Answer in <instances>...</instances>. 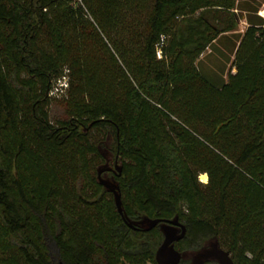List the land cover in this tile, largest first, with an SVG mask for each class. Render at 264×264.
Segmentation results:
<instances>
[{
    "label": "trees",
    "instance_id": "16d2710c",
    "mask_svg": "<svg viewBox=\"0 0 264 264\" xmlns=\"http://www.w3.org/2000/svg\"><path fill=\"white\" fill-rule=\"evenodd\" d=\"M263 5L0 0V264H155L156 219L264 264Z\"/></svg>",
    "mask_w": 264,
    "mask_h": 264
},
{
    "label": "water",
    "instance_id": "95a60500",
    "mask_svg": "<svg viewBox=\"0 0 264 264\" xmlns=\"http://www.w3.org/2000/svg\"><path fill=\"white\" fill-rule=\"evenodd\" d=\"M105 170L106 169L103 168L97 172L98 183L107 192L112 194L116 211L123 217L118 187L113 181L103 180L101 178V173ZM116 170L118 171V169ZM125 223L129 228L136 230L131 224L126 221ZM141 225L144 231H148L160 225L163 241L155 253V264H179L182 256L173 248V244L184 237L185 227L177 220L158 219L147 221ZM191 259V264H204L209 261H213L217 264H233L228 253L220 249L216 243L210 244L208 249L192 254Z\"/></svg>",
    "mask_w": 264,
    "mask_h": 264
},
{
    "label": "rangeland",
    "instance_id": "374dc122",
    "mask_svg": "<svg viewBox=\"0 0 264 264\" xmlns=\"http://www.w3.org/2000/svg\"><path fill=\"white\" fill-rule=\"evenodd\" d=\"M263 10H264V5L260 8V10H259V12L257 14L260 16V12L263 11ZM245 28H246L245 22L241 21L240 24H239V27L237 29V32H243V30ZM207 53H208V51L204 52L203 55H205ZM227 72L233 74L235 72V70L230 65V66H228V71H226V73ZM226 78H227V75H226ZM63 98H64V96L52 97L51 103H50V105L48 107V116H49V120L52 123H55L56 121H64V120L67 119V116H66V113H65V109H64V106L62 104V99ZM206 183H207V177H206ZM206 183H204V184H206ZM49 249H50V252H51V255H52L53 259H55L56 258V250H55L54 246L52 244H50L49 245ZM204 249H208V247H205ZM199 252H201V251H199ZM186 256L189 259H191L192 254H188ZM191 260H190V263H191Z\"/></svg>",
    "mask_w": 264,
    "mask_h": 264
},
{
    "label": "built area",
    "instance_id": "2783aa9c",
    "mask_svg": "<svg viewBox=\"0 0 264 264\" xmlns=\"http://www.w3.org/2000/svg\"><path fill=\"white\" fill-rule=\"evenodd\" d=\"M157 58H160V53L157 52L156 53ZM67 88V82L66 79L63 77L61 79H58L52 89L49 92V96L50 97H58V96H62L64 94L65 89Z\"/></svg>",
    "mask_w": 264,
    "mask_h": 264
},
{
    "label": "bare ground",
    "instance_id": "6f19581e",
    "mask_svg": "<svg viewBox=\"0 0 264 264\" xmlns=\"http://www.w3.org/2000/svg\"><path fill=\"white\" fill-rule=\"evenodd\" d=\"M264 15V13H263V11H261L260 12V16H263ZM199 181L201 182V183H206V176L205 175H201L200 177H199Z\"/></svg>",
    "mask_w": 264,
    "mask_h": 264
},
{
    "label": "flooded vegetation",
    "instance_id": "af4514ba",
    "mask_svg": "<svg viewBox=\"0 0 264 264\" xmlns=\"http://www.w3.org/2000/svg\"><path fill=\"white\" fill-rule=\"evenodd\" d=\"M178 242V241H177ZM177 242H175V243H177ZM174 243V244H175ZM174 244H173V248H174ZM209 262H213V261H209ZM204 264H208V262H206V263H204ZM215 264H217V263H215Z\"/></svg>",
    "mask_w": 264,
    "mask_h": 264
}]
</instances>
